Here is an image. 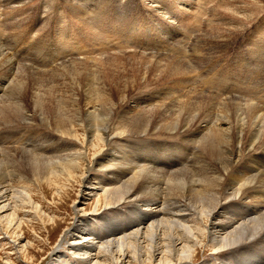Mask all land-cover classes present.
<instances>
[{
	"label": "bare ground",
	"instance_id": "6f19581e",
	"mask_svg": "<svg viewBox=\"0 0 264 264\" xmlns=\"http://www.w3.org/2000/svg\"><path fill=\"white\" fill-rule=\"evenodd\" d=\"M241 12L230 14L245 22L251 19ZM64 50L60 55L73 56V50ZM154 63L147 66L157 78L175 79L186 73L181 63ZM79 64L73 61L72 66ZM74 70L65 72L68 76ZM36 80L35 72L23 68L0 44V227L7 236H15L22 225L18 211L26 216L39 211L29 190L14 187L15 174L20 182L39 187L77 182L84 190L78 197L81 206L87 205V197L95 199L86 219L80 217L87 216L86 209L76 207L75 224L63 232L58 255L54 250L57 260L63 258L60 250L66 241L65 247L84 264H191L201 252L227 251L235 255L237 264H264L263 108L233 101L227 104L234 105L230 112L236 116L228 119L213 107L207 114L194 113V103L184 112L177 108L179 101L171 99L170 104L144 114L122 116L116 125L114 105L103 97L91 95L82 116L76 104L71 109L69 101L56 100L50 89H30ZM34 125L48 132L32 131ZM197 153V161H188L189 155ZM98 176H104L103 184L96 183ZM119 209L123 210L119 215L103 218V211ZM96 220L104 221L103 225L89 231ZM15 247L26 256V245L15 243Z\"/></svg>",
	"mask_w": 264,
	"mask_h": 264
},
{
	"label": "rangeland",
	"instance_id": "374dc122",
	"mask_svg": "<svg viewBox=\"0 0 264 264\" xmlns=\"http://www.w3.org/2000/svg\"><path fill=\"white\" fill-rule=\"evenodd\" d=\"M233 10L244 11L242 15L251 19L245 22L235 18L230 14ZM0 44L23 68L35 72L38 83L32 82L30 89L51 90L56 100L69 101V107L76 104L74 108L82 116L91 95L93 99L103 97L114 105L116 125L122 116L144 114L150 108L170 104L171 99L179 101L177 108L184 112L195 104L194 113L201 115L213 107L215 113L223 112L228 119L236 116L230 112L234 105L227 104L233 101L264 109V0H0ZM64 49L73 50L74 57L60 55ZM151 58L158 61L152 62ZM73 61L82 64L72 66ZM154 62L164 66L181 63L186 73L175 79L167 75L157 78L154 69L147 66ZM71 70L76 73L67 76L65 71ZM181 85L185 86L184 96ZM228 87L234 88L227 91ZM142 105H148V109ZM30 129L48 132L38 125ZM78 133L84 140V130ZM188 158L190 162L197 161L199 155L191 154ZM13 178L16 189L29 190L39 211L32 210L30 216L18 211L22 225L11 238L0 227V264H84L65 247L66 241L60 250L63 258L57 260V246L65 229L70 230L77 220L75 217L73 221L76 207L86 209L87 216H80L86 219L95 199L87 197V205L81 206L78 197L84 190L77 182L61 181L39 187L34 182H20L18 175ZM102 180L104 176L96 183L103 184ZM123 210L103 211V218L111 219ZM7 214L6 218L11 211ZM103 223L96 220L88 229L94 232ZM15 243L26 245V256L20 255ZM234 257L231 251L220 255L201 252L191 264H237Z\"/></svg>",
	"mask_w": 264,
	"mask_h": 264
}]
</instances>
